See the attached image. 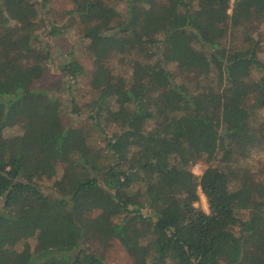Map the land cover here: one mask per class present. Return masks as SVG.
<instances>
[{"label":"trees","instance_id":"trees-1","mask_svg":"<svg viewBox=\"0 0 264 264\" xmlns=\"http://www.w3.org/2000/svg\"><path fill=\"white\" fill-rule=\"evenodd\" d=\"M47 1L0 0V264H109L112 240L132 264H264V175L239 163L264 146V0H72L93 65L61 68L90 78L91 126L39 85L42 33L70 27Z\"/></svg>","mask_w":264,"mask_h":264},{"label":"rangeland","instance_id":"rangeland-1","mask_svg":"<svg viewBox=\"0 0 264 264\" xmlns=\"http://www.w3.org/2000/svg\"><path fill=\"white\" fill-rule=\"evenodd\" d=\"M72 8V0H48L47 7H45V9L39 6V9L41 10V12L38 13L39 17L40 13H45L46 9H49L51 12L48 17H51L53 15L54 17H57L59 19V22L61 24L68 23L70 26L66 30L65 34L53 36L46 35L45 37V34L42 33L43 40L49 42L48 44L51 50V58L46 63L45 73L43 78L39 81V85L46 88L54 96H58L65 101V106L63 107V115L64 122L66 124L72 126H91L92 124L89 118L86 117L83 110L79 109L78 111H75L76 109L74 107V103L81 105L83 104V102L88 101V99L91 98L92 91L90 90L89 86L90 78L87 76H83L78 84L71 83V81L68 80V78L64 75L61 68V66L70 58H76L81 61L88 69V72L93 65V60L87 48L88 41L87 39H84L82 37L80 25L77 22L70 20L69 15L65 16L67 14L65 12ZM59 14H64L65 19H62ZM261 29L264 31V24ZM122 69L125 70L126 67H122ZM212 74L216 73L213 72ZM214 76L215 75H211V78H214ZM253 101L254 99L250 100V102ZM259 115L261 116V118H264V108L260 110ZM18 130L20 131L18 127L14 129L10 128L8 129V132H17ZM108 132L109 133H107V135L112 134L110 129L108 130ZM94 136L96 137L97 142L100 145L105 144L106 140L104 139V137L106 135L99 128L94 129ZM239 163L241 165L240 167L250 169L249 171L251 172L253 178L262 179L264 175V146L259 145L257 147H254L248 153L247 157L240 159ZM56 166L60 170L58 177L62 176V174L65 173L63 164H56ZM205 167L206 163L200 161L193 164L192 170L196 175L200 176L203 173ZM52 184H54L53 181H44L43 187L47 191H51ZM199 194L200 199L198 200L196 205L206 212H209L208 200L206 195L202 192L201 188H199ZM238 213L244 218L251 215V211L248 209L240 210ZM31 241L34 246L36 243V239H31ZM102 252L104 253L106 261L109 264H132V258L118 240H112L111 245L108 247V249Z\"/></svg>","mask_w":264,"mask_h":264}]
</instances>
